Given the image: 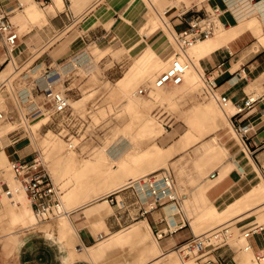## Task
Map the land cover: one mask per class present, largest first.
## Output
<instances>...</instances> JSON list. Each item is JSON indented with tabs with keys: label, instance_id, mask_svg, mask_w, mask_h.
<instances>
[{
	"label": "rangeland",
	"instance_id": "rangeland-1",
	"mask_svg": "<svg viewBox=\"0 0 264 264\" xmlns=\"http://www.w3.org/2000/svg\"><path fill=\"white\" fill-rule=\"evenodd\" d=\"M26 1L32 3L36 9L46 12L45 9H42L45 6H41L35 0ZM100 1L101 3L99 6L93 7L94 5L92 4L84 8L82 7L81 9H79L77 5L72 4L73 11L77 12L75 18L71 21H66V24L63 23V27L60 30L51 34H49L48 29L52 23L50 16H48V21L45 23H28L26 29L21 32L18 31L20 40L17 50L27 49V51L31 52L30 57L24 63L16 62L15 67L11 66L9 60L3 61L6 58V49L0 40V108L9 113L8 119L0 123V128L6 126L10 127V131L7 132L4 137L7 142L19 138L17 145L30 151L31 157L36 153H40L43 162L46 161L48 163L49 170L46 167L47 170L62 191V202L64 203V194L69 185L63 184V181H60V178H57L55 173L61 172L67 165L71 164L76 168L80 167L86 159H95L97 155L101 156L103 150L106 148H109L112 152H115V154L118 155L123 147H127L128 144L131 148L129 152L126 153V161H129L132 153L138 152L144 155L150 148H156V145L161 147L164 151H168L180 142L182 136L187 130H189L190 124L194 123L196 129L198 127L202 130L203 136L171 155L165 156V158L156 165L160 166L159 168H169L175 174L177 191L179 194H185L183 198V209L186 212L187 217L190 218L193 215H197V219L210 202L206 190L218 180H210L208 175L218 164L227 159V147L234 142H240L238 134L233 125L226 120L225 114L220 110L221 108L218 102L212 99L210 95L204 93L206 89L205 82H203L204 79L202 81L200 76H198L199 83L196 89L191 92L177 91L176 86L169 85L161 90L154 89L149 92L148 95L138 97L137 99L143 106L140 111L148 112L147 114H139L137 111L125 108L122 97L117 92L115 83L130 72L145 51V48L142 52H140L139 47L129 52L130 48L123 47L122 41L111 37L110 41L106 42L103 46H100L101 49H97L96 51V46H99L98 40L101 38L96 39L93 34L97 33L98 35H102L101 33L104 32L102 26H105V28H110L111 26L109 22L105 23L100 17L103 18L106 16V19H112L113 17L111 14L112 9H110L109 6L111 0ZM201 1L203 0H181L186 6L191 5L192 2H196L197 6H201L203 4ZM143 2L148 6L147 0H136V12L133 16H130L131 30H134L133 35L137 34V36H139L140 33L139 27L151 14L154 13V10L148 6V15L143 23H141L143 16L145 15ZM153 2L160 14L166 11V2L162 3L163 5H158V0H153ZM170 2L171 0L168 1V5ZM92 7L93 9L86 15V10ZM63 10H65V6ZM59 12L61 11L57 12L58 15ZM164 19L170 26L168 18L164 17ZM17 28H20V25ZM225 30L226 28L220 27L216 34ZM165 32L170 37V47L176 50L173 36H170L167 28H165ZM47 34H49V38H45ZM257 39V36L249 38L251 49L250 54L252 55L253 52H261L264 59V49ZM72 46H75L77 50L71 55L77 54L81 58L82 55L88 53V56H93L92 58L95 62V66L89 71L83 69L80 64H78L77 67H74L76 61L73 62L71 67L62 71L64 73L60 74L61 78L57 79L55 81L57 84L55 87L53 86L54 89L65 90L71 98V105L74 110L81 111L82 113L84 112V114L90 111L87 113L88 121L90 123L89 126L86 128L84 127V130L81 132V137L72 138L73 142L77 145L75 150L67 148L66 139L59 134L60 130L53 125L52 121L49 120L48 115L42 113L44 115L39 116L40 111L35 112L37 108H40L42 112H45L43 92L42 90H37L36 85L40 80L44 69L47 67V60L50 57H52L53 60L62 59V57L69 54L71 50H69V48ZM157 53L160 54L159 52ZM188 54L196 63V58L193 57V49L188 50ZM171 56L172 55L170 54V57ZM39 57L42 59L43 68L32 70L36 63V59ZM160 57L168 60L167 65H165L167 67L170 58H165V55L161 54ZM246 57H248V55ZM44 58L45 60H43ZM103 59H106V62L102 67L101 60ZM77 61L79 62L80 60L78 59ZM9 65V71L2 78V71ZM120 65H122L121 68L119 67ZM107 69L111 71L113 70L114 74L109 78H102L101 75ZM52 70V72H56L55 68ZM164 70L165 67L162 70L157 71V73L152 77H149V79L148 76L139 77L130 87V91L138 90L141 86H148L152 83V80ZM76 73L79 74L78 76L81 80L77 81L76 79L73 81L70 78L72 75H76ZM54 76L57 75L54 74ZM201 76L203 78L202 71ZM78 89L80 90L79 94H77ZM170 93H175L173 99L168 98ZM211 103L218 106L217 108L220 113L215 115L213 123L209 127H205L206 129L201 125L197 126V119H199L197 109L199 107L208 106ZM230 110L232 111L233 109L231 108ZM147 115L152 117L154 121L163 124V128L160 124H156V129L160 130L158 133L140 137L137 135V132L140 129L141 119L145 118ZM42 118L43 121H41L38 126L34 127L35 125H31ZM196 132H198V129ZM214 135H216L224 144V149L217 148L210 144V138ZM2 137L3 136H0V139ZM51 137L57 139V141L51 142ZM162 149L161 151H163ZM8 151H10V149ZM143 166L144 168L146 167L145 164ZM146 170L141 172L139 176H143L153 171L147 167ZM99 171L100 170L91 172L90 178L94 176V173H98ZM197 175L198 177L203 175L206 176V185L201 187V189L195 193L191 187L195 185L193 179L198 178ZM11 176L15 179L10 165L7 171L0 170V180L3 178L7 185V189L3 191L11 192V195L7 193L5 194L9 197L6 198L4 192L0 190V207H3V211L0 212V235L14 231L11 235L0 238L1 262L6 261V258L12 255L19 241L20 234L37 228L41 230L45 229L46 231L52 230L55 227V224L60 225L62 223V218L64 217V215L58 217L57 221H54L56 219L46 221H39L37 219L35 221L32 217V209L28 198L25 199V196L20 190L17 189L15 191L14 187L9 186L8 180ZM82 179H85V177L81 176L80 180ZM104 204L109 206L107 202ZM259 207L252 212L257 214L258 222H263L264 208ZM28 208L30 211L26 219L22 223H18L13 227V219L19 217L21 212ZM196 219L190 220L196 234L215 228L219 225L223 226L228 223L231 224L233 232V237L230 240L231 247L235 249L237 253H240L241 256L246 253L241 248L243 240L239 237V229L236 227V221L239 217L232 219L228 217L223 220H201L198 222ZM140 228L143 229L137 237H141V241H144L143 243L151 240L153 241V245H159L155 235L150 232L148 223L143 221L130 225L125 231H122V236L121 234L118 236L113 235L117 244H119L125 252L128 253L138 244L139 241H137V239H131L133 237L131 234H136ZM72 239L73 238L70 235V240L72 241ZM173 250H175L173 251V262H175V264H182L183 262L180 258L179 251H176L177 249L175 248ZM249 256L248 264H253V253L249 252ZM191 262L199 264L191 258L185 261L186 264H190ZM239 262L242 264L240 257Z\"/></svg>",
	"mask_w": 264,
	"mask_h": 264
},
{
	"label": "crops",
	"instance_id": "crops-1",
	"mask_svg": "<svg viewBox=\"0 0 264 264\" xmlns=\"http://www.w3.org/2000/svg\"><path fill=\"white\" fill-rule=\"evenodd\" d=\"M8 1L12 3L11 0ZM24 1L28 3V1ZM52 1L53 5L51 8H42L46 10L47 18L50 16V20L52 21L51 26L48 27L49 34L60 30L63 27V23L66 24V21H71L75 18L77 12L73 11L72 4L77 5L79 9H81L82 7L84 8L92 4L94 5L93 7H96L101 3L100 0H62L63 8L65 6V10H63V8L61 9L57 5V0H51L50 3ZM168 1L169 0H158L157 3L158 5L164 2L167 3L164 14L165 18H168L170 23V26H167L169 33V29L176 33L187 27V23L182 21L179 17L181 10L185 8L193 7L196 9H204L217 4L226 10L222 18H226L229 21L228 26L230 28H226L224 34H214L207 39L210 40L209 44L203 43L206 40L197 44L199 47L193 50V57L196 58V63L203 73L212 72L214 75L218 76L217 91L229 96L233 105L247 96H254L257 98L250 109L236 115V119L239 122L244 124L250 123L252 126V130L248 134L247 144L239 138L240 142H234L232 145H229L227 147V159L218 164L210 172V174L216 172V177L212 179L210 178V174L208 175L210 180H218L206 190L207 197L218 210L220 209L219 211H224L231 204L251 193L256 187L264 186V86L262 85L264 82V59L261 52H253L252 55L250 54L249 38L256 36L251 29L238 32L232 38H226L229 33H232L230 31H236L240 25V20L235 12V5H239V1L253 2L252 0H230L228 3H224L222 0H203L201 1V3L203 2L201 6H197L196 2H192L189 6H186L182 2L181 6H168ZM109 6L110 9H112V19H106V16L100 18L105 23L109 22L111 25L110 28L102 26V29H104V32L101 33L102 35H98L97 33L93 34L96 39L101 38L98 40L99 46H96V51L97 49H101L100 46L110 41L112 37L113 39L122 41L123 47L130 48L129 52L137 47H139L140 52H142L145 46L149 44L151 49L156 50V52H159L161 55H165V58L170 56L173 48L169 45L170 37H168L169 35H167L165 30H162L163 27L161 28V26H158L151 30L150 25H148L145 28V37H142L140 33L139 36H137V34L133 35L134 30H131L130 16H133L136 12V0H111ZM143 6L145 15L141 23H143L149 12V8L145 2H143ZM93 7L86 10V15ZM23 9L21 11H23ZM58 11H61L59 15L57 14ZM49 34H47L45 38H49ZM262 48L264 49V46H262ZM17 49L15 50L17 62H26L31 52L27 51V49L19 51ZM69 50V54L62 57V59L53 60V58L50 57L47 60V67L44 69L36 85L37 90H42L46 87V81L51 75L64 73L62 72L63 70L71 67L73 62L80 59V56L77 54L71 55L77 50L75 46L70 47ZM88 55L89 54L86 53L82 56L91 59L95 66V62L92 58L93 56ZM247 55L248 57H246ZM10 59L11 56L6 52V58L3 61H10ZM43 60H45V58ZM105 62L106 59L101 60L102 67L105 65ZM219 64H223L220 68V74L218 73L219 71L217 72V66ZM243 65L246 68V78L239 73ZM119 67L121 68L122 65ZM40 68H43V62L39 57L36 59V63L32 70ZM53 68L56 69V72H52ZM113 74V70L107 69L103 72L101 77L109 78ZM76 75L74 74L70 78L73 81L76 79L77 81L81 80L78 76L79 74L76 73ZM56 84V82H53L51 85L55 87ZM79 91L78 89L77 94H79ZM37 110L39 111L41 109L38 108ZM1 141L4 146L2 151L7 159L8 166L1 167L0 170L7 171L9 169V161L12 158L26 157L27 159H31L33 157H31L30 151L17 145L19 138L7 142L3 136ZM220 143V148L224 149V144L221 141ZM9 149L10 151H8ZM238 164L243 167L244 173L241 174L238 171ZM205 178L206 176L203 175L193 179L195 185L191 188L195 193L206 185ZM6 189L7 185L3 178H1L0 190L4 192L3 190ZM17 189L20 190L15 184L14 190L16 191ZM6 193L11 195V192H4V195ZM113 198L115 202L112 204L108 202L109 206H98L97 203H90L72 208L69 205L64 206L63 204L64 214L61 216H68L71 227L75 231L73 232L74 238L71 243L69 239L61 237L58 224H55L52 230L45 232L39 228L28 230L19 235V241L12 255L7 257L4 262L0 261V264H167L164 261L156 263V260L162 254L175 251L173 249H176L178 244L192 236V234H196L190 220H195L197 215H193L190 218L187 217L183 207V211L179 212L177 210L179 222H176L175 218H172V223L169 222L165 207L167 204L172 203H162L148 213L142 214V209L147 208L149 197L146 192L142 196L134 185H124L117 192L113 193ZM263 204L264 202L254 201L248 207L232 216L231 219L239 217L236 221V227L242 229L257 221V214L252 211L259 206V208H261ZM100 208L101 210H98ZM54 221H57V218ZM143 221L148 223L150 232L155 235L159 245H153V241L151 240L143 243L144 241H141V237H137L139 233L142 232L143 228H140L136 234H131L133 235L131 239H137V241H139L138 244L128 253L125 252V250L117 244L113 235L125 231L132 224ZM157 232H162V236L157 237ZM250 243L254 250L264 248V233L256 234L251 237ZM84 249H92V258L75 257L76 260L71 258L73 253L76 254L78 252L77 254H79ZM217 253L227 257L229 259V264H240L239 257L242 264H248L249 262L248 252L241 256L240 253H237L232 247H223L218 250Z\"/></svg>",
	"mask_w": 264,
	"mask_h": 264
},
{
	"label": "built area",
	"instance_id": "built-area-1",
	"mask_svg": "<svg viewBox=\"0 0 264 264\" xmlns=\"http://www.w3.org/2000/svg\"><path fill=\"white\" fill-rule=\"evenodd\" d=\"M0 0V40L9 56L14 52L19 43V32L17 25L11 20V14L23 8L20 0ZM41 6H46L51 0H35ZM228 3L230 0H222ZM256 1V0H252ZM226 12L219 5L214 4L208 8H185L181 10L179 17L187 23V27L174 34L176 51L171 58L168 67L161 72L154 81V87H164L169 85H179L184 81L185 74L194 61L188 55V49L197 42L212 36L219 23L224 26L229 25L226 18H222ZM223 64L217 66V72L220 74ZM246 68L243 65L239 73L245 74ZM57 76L51 75L46 81V87L42 89L44 96L45 112L53 125L59 129V134L66 139L68 148H76L72 138L81 137L84 127L89 126L88 115L81 111H76L71 105V98L65 90L54 89L51 85L57 79L61 78L60 73ZM218 76L212 72L203 73L205 82V91L207 95L215 97L219 106L225 109L232 103L231 98L217 91ZM246 78V76H245ZM264 86V82L262 83ZM151 86H141L137 93L141 96L148 95ZM256 97L247 96L234 104L235 112L230 115V121L238 134L239 138L247 144L248 134L252 130L250 123L244 124L236 119V115L250 109ZM9 113L0 108V123L8 119ZM57 121V122H56ZM87 137V136H86ZM85 137V138H86ZM3 143L0 139V150H3ZM11 170L27 194L29 203L33 209L36 218L39 221L54 220L63 213L60 187L55 183L43 162L40 153L33 155L31 159L26 157L12 158ZM238 171L242 174L244 169L237 165ZM216 172L210 174V178H215ZM138 183L144 184L145 192L149 197L147 208L142 209V214L157 208L162 203H172L179 212L183 211V201L185 194H179L176 186V178L169 168H161L151 171L138 179ZM10 192V191H8ZM106 199L109 203H114L113 193L108 194ZM240 238L243 240L241 248L244 251H252L255 264H264V248L254 250L250 243V238L256 234L264 233V221H255L249 226L239 229ZM162 232H157V237H161ZM101 237V236H100ZM233 237L232 225L226 224L215 228L205 230L199 234H192L182 243L176 246L183 263L187 259H193L199 264H229V259L217 253L223 247H231L230 240Z\"/></svg>",
	"mask_w": 264,
	"mask_h": 264
},
{
	"label": "bare ground",
	"instance_id": "bare-ground-1",
	"mask_svg": "<svg viewBox=\"0 0 264 264\" xmlns=\"http://www.w3.org/2000/svg\"><path fill=\"white\" fill-rule=\"evenodd\" d=\"M20 1L23 4V8H24V9L22 8L23 11H21L22 9H18L11 14V20L13 21L14 19V21L17 24L14 21L13 22L17 25V27H19L20 25V28H18V31L21 32L24 29H26V26L28 23H34V22H44L45 23L48 21L47 13L45 11L36 9L34 5L30 2L26 3L24 0H20ZM57 2H58L57 5L59 6V8L62 9L63 1L57 0ZM147 2H148L147 3L148 6L154 10V13L151 14L147 18V20H145L144 23L139 27L140 34L142 35V37H145L144 36V33L146 32L145 28L148 25H150L151 30L155 29L158 26H161V28L164 27L162 28V30H165V28H167L168 26L167 22L164 19L165 17L164 12L162 13L164 16L163 17L162 14H160V12L157 10L153 0H147ZM239 2H240L239 5L238 4L235 5V12L238 15V18L240 20V25L236 31H230L232 33H229V35L226 36V38H232L238 32L251 29L254 32V34L258 37L257 40L259 41V43L262 46H264V0L252 1L253 3H249L246 1H242V2L239 1ZM52 5H53V1L49 3L48 5H46L44 8L51 7ZM172 5L180 6L181 0H171L168 6H172ZM18 11H21V12H18ZM12 16H13V19H12ZM220 27L228 28L229 26H224L223 24L219 23L214 34H216L217 30ZM169 31H170V34L174 38L175 32H173L170 29ZM225 32L226 31H221L218 34H224ZM207 39H204L206 41L201 40L197 42L195 45H193L188 50L197 49L199 47L197 44H199L202 41H204L203 43L205 44H209L210 40H207ZM175 51L176 50H174L173 48L172 53H171L172 56L171 57L168 56V58H170L169 63H170L171 58L174 56ZM79 60L81 61V62L79 61L80 63L78 61L74 63L75 67H77L78 64H80L83 69H86L89 71L94 66L93 61L91 59H88L86 56H82ZM16 62H17L16 54L14 51L11 53V59H10L11 66L15 67ZM167 62H168L167 59L161 58L160 54H158L156 50L151 49L150 45L147 44V46L145 47V51L142 53V55L140 56L138 61L135 63V65L132 67L130 72L127 73L124 77H122L115 83L117 92L122 97V101L125 105V108L130 109V110L132 109L133 111H137V113L139 114L148 113V112L140 111V109L143 106L137 98L140 97L141 95L137 93V90L130 91V87L139 77L148 76V79H149V77H152L153 75H155L157 71L162 70L164 67L166 69L168 67V66L167 67L165 66L167 65ZM9 69H10V65L2 71V74H3L1 75L2 78L6 75ZM198 76H200L203 81V78L201 76V69L199 68L197 63L195 65V62H194L193 66H191L189 70L186 72L184 81L179 85H173V86H176L177 91L181 90V91L191 92L196 89L199 83ZM242 76L245 77L246 75L242 74ZM155 79L156 78H154V80H152V83L148 85L152 87L150 92L154 89L161 90L162 88L166 87V86L154 87ZM174 96H175V93H170L168 95V98L173 99ZM212 99L216 100L215 97H212ZM76 101H79V100H76ZM217 107L218 106H215L212 103L208 106H203L201 108L199 107L197 109V115L199 119H197L198 122L196 125L197 126L201 125L204 128L209 127L213 123L215 115L217 113H220ZM231 108L233 109L232 111L230 110ZM37 109L35 110V112L38 111ZM220 110H222V112L225 114L226 120H228L230 124H232L229 117L236 110L234 105L231 103L227 106L226 109L221 108ZM43 115L44 114L40 112L39 116H43ZM148 115L145 118L141 119L140 129L137 132V135H139L140 137L145 136V135H153V134L158 133V131H160L156 129V124H160V122L154 121V119H152V117ZM41 121H43V118L32 123L31 125H35L34 127H36L41 123ZM160 126H162L163 128V124H160ZM197 129H198V132H196ZM197 129H196V126H194V123L190 124L189 130H187L186 133L182 136L180 142H178L168 151H164L161 147L156 145L157 146L156 148H150L149 150L145 152L144 155L138 152L132 153L129 161L128 160L126 161L125 159V157L127 156L126 153H128L131 148L129 147V144H128L127 147L125 148L123 147L122 151L118 155H116L115 152H112L109 148H106L103 150V154L101 156L97 155L95 159H86L85 161H83L80 167L76 168L72 166L71 164L67 165L65 169H63L61 172L55 173V176L57 178H60L59 180L63 181V184L69 185V187L67 188L64 194L65 200H64V203L62 202V206L64 204V206L69 205L70 207L75 208L79 205H87L90 203H97L98 206H105L104 203L106 202L108 203L106 196L108 194L117 192L119 189H121L124 185H127V184L134 185L139 190L141 195L143 196V194H145L144 184L138 183V179L141 177L139 176L140 173L145 171L146 167L149 169H152L153 171L161 169L159 168L160 166H157L156 164L159 163L161 160H163L165 156L171 155L172 153L176 152L179 149H182L184 146L190 144L191 142L197 141L199 138L203 136L202 130H200L198 127ZM9 131H10L9 126L0 128V136H4ZM50 139H51L50 140L51 142L57 141V139H54L53 137H51ZM210 144L217 148L221 147L220 140L216 135L211 136ZM68 149L75 150L74 148H68ZM161 149L163 151H161ZM44 163L47 167V162L45 161ZM144 164L146 166L145 168L143 166ZM9 165L11 166L10 161H9ZM7 166H8L7 159L3 151L0 150V168L7 167ZM97 170H100V171L98 173H94V176L90 178L91 172H96ZM81 176H84L85 179L80 180ZM15 180L16 178L14 179V177H9V180H8L9 186L14 187ZM16 185L20 189V191L23 193V195L25 196V199L28 198L27 194L21 188L17 180H16ZM4 196L6 198H9L8 195H4ZM61 200H62V195H61ZM254 201L264 202V186L256 187L251 193L239 199L235 203L231 204L224 211H219L210 202L207 208L203 210L202 213L198 216L196 221L198 222L201 220H223L228 217L231 218L235 214L242 211L244 208L248 207ZM261 208H264V204ZM98 210H101V208ZM1 211H3V207H0V212ZM29 211H30L29 208L25 209L21 212L19 217L14 218L12 221L13 227L17 225L18 223L19 224L22 223L26 219L27 215L29 214ZM165 211L167 213L170 223L173 222L172 218H175L176 222H179L178 221L179 219L177 217L178 211H177V208L174 207V205L172 206V204H167V206L165 207ZM62 214H64V212ZM61 215H59L58 217H60ZM32 217L35 221L37 220L33 212V209H32ZM62 219L63 221L59 225L61 237L64 239L67 238L70 240V235L72 236V238H74L73 232L75 231L71 227V224H70V221L67 215H65ZM43 231L45 232L46 230L44 229ZM12 232L0 235V238L7 237L11 235ZM120 234L122 236L123 232H118L114 235L118 236ZM58 236H59V233H58ZM69 242L71 243L72 241L70 240ZM246 252H248V256H249V252L251 251H246ZM77 253L76 254L73 253L71 258H74V259L75 257L92 258L93 256L92 249H84L81 253L79 254ZM173 253L174 252H168L166 254H162L159 258H157L156 263L164 261L167 264H175V262H173L174 261ZM183 264H186V263H183ZM190 264H195V263L191 262Z\"/></svg>",
	"mask_w": 264,
	"mask_h": 264
}]
</instances>
